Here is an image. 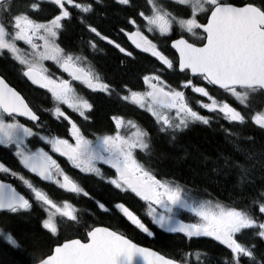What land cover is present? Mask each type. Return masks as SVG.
Segmentation results:
<instances>
[{
  "label": "snow or ice",
  "instance_id": "obj_1",
  "mask_svg": "<svg viewBox=\"0 0 264 264\" xmlns=\"http://www.w3.org/2000/svg\"><path fill=\"white\" fill-rule=\"evenodd\" d=\"M68 5L77 10L75 16ZM107 6L108 0H0V145L14 148L19 163L43 180L55 177L60 188L82 193L85 197H89V193L64 174L44 148L32 151L25 142L38 137L51 145L54 152L66 156L75 168L93 173L102 181L107 178L97 167V161L109 164L115 169L116 178L107 179V183L116 189L131 190L146 201L148 215L162 232L180 233L188 239L211 237L229 250L224 264H264V0H243L240 6L229 0H143V4L139 0H112V6L125 14L126 24L135 28V31H126L125 27H120L119 32L128 36L137 49L150 53L165 66L146 70L147 74L142 75L145 91H135L127 84L118 91L96 71L85 54L89 48L92 52L100 51L99 42L106 41L125 57L135 60L133 52L110 39L95 22L98 8ZM46 11L49 16L42 21L40 17ZM73 19L77 20L81 31L75 42L78 45L76 50L70 42L69 22ZM174 25H178L181 31L179 38L171 42V47L179 52L178 63L169 59L142 31L168 36L175 31ZM197 30H202V41H206L200 47L183 35H196ZM19 42L27 45L30 51L21 48ZM47 60L54 61L72 80L80 81L93 92L104 93L107 97L115 95L120 101L133 103L151 113L156 117L159 132L171 134L172 141L177 139V133L191 125L209 126L212 122L209 116L194 109L193 99L185 90L191 88L193 93L206 97L210 103L200 100L195 103L208 112L222 114L229 122L230 127L224 129L229 150L218 151L215 156L199 153L200 162L205 167L210 166L213 174H235L234 187L242 193L243 206L223 207L217 203L213 207L211 201L189 204L184 187L157 179L150 165L136 159V149L145 155L151 154V138L132 120H127V124L136 129L134 138L122 134L121 129L126 123L122 115L111 116L115 134L97 136L94 140L87 139L71 120L68 122L74 144L50 133L42 135L41 116L11 85V73L46 89L54 107L45 111H50L57 119L68 120L60 105L78 112L85 121L90 119L94 109L93 103L76 94L69 80L53 79L48 74L43 64ZM177 69L179 73L190 71L193 78L218 86L234 99L217 101L207 87L195 86L193 79L187 76L182 85L173 88L162 79V75L167 70ZM173 111L174 116H170ZM17 117H26L31 126L21 123ZM249 124L258 126L259 141L255 135H245L238 130ZM0 172L17 177L34 194V200L30 201L11 185L0 182V210L26 212L35 203L49 213L42 218L39 233L31 237L21 239L0 230V236L11 247H32V264H137L138 257L143 264H187L186 259L169 258L139 247L109 227H93L81 222L70 203L65 201L62 207L58 206L33 183L2 162ZM99 207L107 211L104 203H99ZM115 207L132 225L149 236L154 235L123 203H117ZM157 208L163 211H157ZM174 208L189 209L199 221L183 223L177 220ZM56 214L64 218L63 223L56 220ZM74 224L88 229L87 242L67 239L61 243V227L71 228ZM53 243L55 247L51 246ZM45 245H48L47 251H44Z\"/></svg>",
  "mask_w": 264,
  "mask_h": 264
},
{
  "label": "flooded vegetation",
  "instance_id": "obj_2",
  "mask_svg": "<svg viewBox=\"0 0 264 264\" xmlns=\"http://www.w3.org/2000/svg\"><path fill=\"white\" fill-rule=\"evenodd\" d=\"M229 2L233 3L234 5H242L243 0H229ZM140 4H143V0H139ZM75 16L77 10L72 7V5L67 6ZM99 15L95 18V22L99 23L105 33L109 35L110 39H114L116 43H119L122 47H124L127 51L133 52V55L135 56V60H133L131 57H125L123 53L119 51V49L115 48L114 45L107 44L106 41H100L99 42V48L100 51L92 52V50L86 49L85 54L88 56V60L91 62L92 65H102L103 66V77L110 81L113 86L117 85V90L119 91L120 88L124 84V77L126 74L122 69H124L125 64H160L158 60H156L155 57H152L150 53L142 52L140 49H137L135 45L132 43V41L126 36L124 33L119 32L120 27H125L126 31H135V28L131 25H127L125 21V14L121 11H119L117 8L112 6V0H108V6L106 8H98ZM49 16V12L46 11L44 14L41 15L40 19L43 21L45 18ZM201 20H204V17H201ZM139 22V21H138ZM70 24V42H73L74 48L73 50H76L78 48V45L75 44L76 41L79 40L81 31L78 27V22L76 19H73ZM175 31L173 33H170L168 36H160V34L157 32L155 34L149 33L146 30L142 29L144 31V35H146L149 39L153 41V43H156L158 48H160L164 54L174 62H178V59L175 55H173L171 50V42L172 39L178 38L181 35V31L179 29L178 25H174ZM87 34H85L86 36ZM184 37L189 39L190 41L201 44L204 41H202V37L204 33L202 30H197L196 35L183 33ZM37 43H41L42 41H37ZM20 47L23 48L25 51H30L27 45L23 44V42H19ZM62 47L65 46L64 44L61 45ZM172 52V53H171ZM124 61V63H121V61ZM44 67L48 69V74L52 76L53 79H67L72 84V87L75 88V81L72 80V78L65 73L54 61L47 60L43 62ZM120 68V72H118L115 69V66ZM11 85L14 86L17 91L21 93L22 96L25 97L26 101L31 104V106L38 111L39 115L42 118L44 128L42 131H48V132H55L58 134H63V137H59L61 139H68L69 143H75L74 139L71 136V124L68 122L69 120L73 121V116L69 113V107L67 105H60L61 110L64 112L65 116L68 117V120H65L63 117L61 118V121L58 120L55 116L51 114L50 111H45V109H52L54 107L51 94L47 92L46 89L39 88L38 85H33L31 81H28L27 78H21L17 73H11L9 76ZM200 87H205L201 86ZM88 91V100L90 103H93L94 109L91 116L94 117H100L101 109L106 110V120L104 122L101 121V119H89L85 122V124L88 127H100L102 124H110L112 128L108 130V134H115V124L111 120L112 111L118 110L122 107V101L117 99L115 95L112 97H107L104 93L100 92H93L91 89H89L87 86ZM207 89L210 91L211 94L214 95L215 98L219 97V92L215 91L214 89H210L207 87ZM202 101L204 103H210L206 97H201ZM199 99V100H200ZM234 99V98H230ZM102 104L104 106H102ZM254 114V113H252ZM17 119L21 123H25L29 126L28 121L23 120L21 118ZM230 127L228 122V128ZM240 132H242L245 135H255L256 139L259 141L261 139V133L258 130V126L249 124L247 127H243L238 129ZM88 131H93L92 129H88ZM121 132L123 134V130L121 129ZM201 135L200 141L204 138L209 139V136L205 135V133L211 134L212 137H217V140H220L221 144L214 143L215 145L219 146V149L223 148L225 151L229 150V146L226 143L225 139V132L221 131L219 122L213 120L209 126L202 125V127L199 129ZM200 136V135H199ZM97 136H91L87 139L93 140ZM202 138V139H201ZM202 141V143H203ZM26 145L28 148H30V140L28 139L26 142ZM203 143V144H204ZM205 147H208V149H205ZM38 148H44L46 152H48L49 155L52 156L53 159L57 161V164L60 166V159L63 158L59 153L54 152L52 150L51 145L45 144L43 141H38L37 144H32V149L36 151ZM201 153H213L211 146L205 144V146L200 145ZM200 152V151H199ZM214 154V153H213ZM216 155V154H215ZM0 162L4 163L6 167H9L12 171H16L19 173V175H28V171L26 168H24L23 165L19 163V159L15 156V150L14 148H8L4 147L3 145H0ZM97 167H99L97 165ZM100 168V167H99ZM76 168L72 165V171H75ZM10 175L0 172V178L6 179V176ZM236 178V176L234 177ZM232 176H230V181H233ZM22 184V183H21ZM19 188V187H18ZM26 188V187H25ZM24 194L29 196L28 189H21L19 188ZM108 187L105 183H97V185L93 188L96 192L101 191L102 195L105 196L106 191ZM203 189V188H201ZM216 190V189H215ZM214 191V189H213ZM102 203L107 205V200L100 199ZM92 203L99 204L98 200L92 198L90 200ZM35 205V203L33 204ZM32 210V209H31ZM22 211L20 213H11V212H5L0 210V214L3 213L4 216H8V220H2L0 219V230H3L5 233L11 232L14 236L18 238H26L31 237L32 235L38 234L37 231H40L42 228L41 221L36 220L37 213L36 211ZM118 211V210H117ZM119 212V211H118ZM34 215L32 219L29 217V214ZM123 214L122 212H119ZM36 216V217H35ZM124 216V215H123ZM122 216H119L120 218ZM139 217V216H138ZM125 218V217H124ZM142 220H147L148 218L142 217L140 218ZM126 224H127V230L124 229V231L127 234H130L132 237H136L137 235L135 233H139L136 226L132 225L130 221L127 220V217L125 218ZM186 220V219H185ZM36 221V222H35ZM33 226V231L30 233V228ZM1 225H3L2 228ZM6 225V226H4ZM146 227L151 226L150 224L145 225ZM7 227V228H6ZM2 228V229H1ZM9 228V229H8ZM8 229V230H7ZM87 230H84L83 232L78 235L81 238H86ZM7 231V232H6ZM125 233V234H126ZM146 237V236H145ZM203 238L199 239V242L201 243L203 248H209L213 247L215 245L214 242L208 241L207 239H204V236H201ZM211 238V237H208ZM148 239V238H147ZM212 239V238H211ZM163 245L167 247H174L176 245H179L181 242L175 237L172 236H165L162 239ZM0 244L5 246V248L0 249V264L3 262H7L8 264H32V247L29 245L22 246L21 248H13L11 247L4 237L0 236ZM48 245L44 246V251L48 250ZM52 247L55 246V244L51 245ZM23 248H26L25 250ZM29 261H28V260Z\"/></svg>",
  "mask_w": 264,
  "mask_h": 264
},
{
  "label": "trees",
  "instance_id": "obj_3",
  "mask_svg": "<svg viewBox=\"0 0 264 264\" xmlns=\"http://www.w3.org/2000/svg\"><path fill=\"white\" fill-rule=\"evenodd\" d=\"M149 64H130V65H125L124 73L126 76L124 77L126 81H136L138 77H140L143 73V68ZM118 65L115 66V69L120 72V68L117 67ZM102 106H104L102 104ZM105 109V108H104ZM101 109V114L99 119H101L102 122L106 120V110ZM127 113V112H126ZM155 135L157 136V140L155 143V151L156 155L154 156V162L156 164V169L162 176H165L172 173H174L175 176L183 179H190L193 177L195 180L193 182V187L198 190L199 188L203 189H208L205 187V183L208 184L212 189L213 187H216L215 189L217 190L218 193L223 194L227 199L228 197H233V198H238L240 199L242 193L240 192L239 189L235 188L234 185L236 183V178L235 176H232L233 181H230V175L225 176L223 174L216 175L210 172L209 167H205L200 162V157L199 153H201L202 150H200V145L205 146V144L211 146L212 150L214 151L213 153H206L203 152L204 154L212 155L215 156V154L218 151H225L223 148L219 149V146L215 145L214 143H219L220 145L221 142L220 140H217V137H212L211 134L205 133V135L209 136V139H205L204 143V138L202 141H200V137L202 134L198 132V130H193L188 133H183L176 135L179 137L177 140L172 141L171 139H168L170 136L169 133H161L159 132V125L156 127V133ZM200 135V136H199ZM217 138V139H216ZM205 149H208V147H205ZM200 151V152H199ZM159 175V174H158ZM160 176V175H159ZM161 177V176H160ZM215 178L218 182L215 183L212 181ZM206 181V182H205ZM191 182V181H190ZM192 189L195 194H198L195 189ZM110 194V191L108 192ZM111 197H114L113 194L109 195ZM240 203H244V201L240 200ZM102 217V216H101ZM119 217V216H117ZM104 221L109 220L107 217L106 219L102 218ZM121 219V218H119ZM36 222V221H35ZM31 225V224H30ZM32 227L30 228V233L33 231V226L36 225H31ZM36 233H39L37 231ZM5 248L2 244H0V249ZM177 249H174L173 251H176ZM209 256L213 257L214 260L212 261L213 264H221L224 259H227V255H219L217 253H209ZM1 264H8L7 262H3Z\"/></svg>",
  "mask_w": 264,
  "mask_h": 264
},
{
  "label": "rangeland",
  "instance_id": "obj_4",
  "mask_svg": "<svg viewBox=\"0 0 264 264\" xmlns=\"http://www.w3.org/2000/svg\"><path fill=\"white\" fill-rule=\"evenodd\" d=\"M137 109H140V110H144V109H142V108H140V107H138ZM174 116V115H173ZM98 163V162H97ZM8 178H11L12 176L11 175H8L7 176ZM13 178H15L16 180H18V181H20L22 184H23V182L21 181V180H19L17 177H13ZM112 178H116V176H109L108 177V179H112ZM213 180L212 181H214L215 180V178H212ZM177 180V179H176ZM175 180V181H176ZM186 180V179H185ZM195 179L193 178V177H191L190 179H187L186 181H191L190 183L191 184H193V182L192 181H194ZM175 181H173V180H170V181H168V182H175ZM206 182V181H205ZM215 183H217L218 181L217 180H215L214 181ZM111 186H113V185H111ZM24 187H27L26 185H24ZM107 187H110V185L108 184L107 185ZM205 187L206 188H208V190H210V192H216L217 190H212V188H210V186L208 185V184H206L205 183ZM190 188V190L192 189V186L191 187H189ZM31 191V190H30ZM110 191H114V193L115 194H118L119 193V191L121 192V190L120 189H116V188H113L112 190H110ZM123 191V190H122ZM109 192V191H108ZM128 192H131V191H129L128 190ZM215 194H217V193H215ZM33 195V197H34V194H32ZM189 195V197H191V198H195V196L194 195H192V194H188ZM122 197V199H124L125 201H127L128 203L130 202V203H132L133 201H134V198L133 197H131V196H126V195H123V196H121ZM234 201H240L241 199H238L237 197L236 198H233V197H231ZM189 200H191V199H189ZM192 201V200H191ZM125 204V203H124ZM63 205H61V207H62ZM125 207H126V204H125ZM74 208V207H73ZM75 209V208H74ZM76 210V209H75ZM157 211H163V209H159V210H157ZM50 212L51 213H55V210L54 209H50ZM76 213H77V211H76ZM49 213H46L45 211H44V209H43V215H44V217H47V215H48ZM0 219H2V220H8V216H4V214L3 213H1L0 214ZM62 219H64V218H62ZM56 220H60V216L58 215V214H56Z\"/></svg>",
  "mask_w": 264,
  "mask_h": 264
},
{
  "label": "bare ground",
  "instance_id": "obj_5",
  "mask_svg": "<svg viewBox=\"0 0 264 264\" xmlns=\"http://www.w3.org/2000/svg\"><path fill=\"white\" fill-rule=\"evenodd\" d=\"M230 176H235V174H232V175H230ZM211 187H212V186H211ZM211 187H210V188H211ZM215 188H216V187H213L214 190H215ZM213 189H212V190H213ZM216 189H217V188H216ZM0 221H1V220H0ZM1 222H3V221H1ZM2 226H3V225H1V227H2ZM4 226H6V225H4ZM2 228H4V227H2ZM2 228H1V229H2ZM6 228H7V227H6ZM8 229H9V228H8ZM8 229H7V230H8ZM4 230H5V228H4ZM6 232H7V231H6ZM4 239H5V238H4ZM47 248H48V246H47ZM23 249L25 250L26 248H23ZM45 251H47V250H45ZM29 259L31 260L32 258L30 257ZM27 260H28V259H27ZM225 260H226V259H225ZM28 261H29V260H28Z\"/></svg>",
  "mask_w": 264,
  "mask_h": 264
},
{
  "label": "water",
  "instance_id": "obj_6",
  "mask_svg": "<svg viewBox=\"0 0 264 264\" xmlns=\"http://www.w3.org/2000/svg\"><path fill=\"white\" fill-rule=\"evenodd\" d=\"M206 43V42H205ZM197 47H200V46H197ZM177 51V50H176ZM178 52V51H177ZM179 53V52H178ZM185 209H187V208H185ZM188 210V209H187ZM140 247V246H139ZM142 248H144V247H142ZM151 250V249H150ZM152 251H154V250H152ZM154 252H156V251H154ZM137 264H143V261H142V259L141 258H137Z\"/></svg>",
  "mask_w": 264,
  "mask_h": 264
}]
</instances>
